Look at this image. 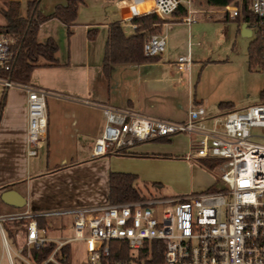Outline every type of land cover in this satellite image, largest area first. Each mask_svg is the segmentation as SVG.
Instances as JSON below:
<instances>
[{"label": "built area", "instance_id": "obj_1", "mask_svg": "<svg viewBox=\"0 0 264 264\" xmlns=\"http://www.w3.org/2000/svg\"><path fill=\"white\" fill-rule=\"evenodd\" d=\"M180 5L186 9L180 17L186 25L197 22L201 14H220L223 19L238 15L233 5L202 11L193 7V0H120L118 9H126L127 14L119 18L118 24L135 31L138 25L134 20L150 14L165 22ZM250 10L258 18L256 27L264 37V0H251ZM13 42V37L0 33V69H8ZM165 51L166 35L145 36V56L158 57ZM191 64L188 48L186 54L177 57L176 70L184 73ZM0 84L26 93V152L28 157H35L46 141L47 93L2 77ZM95 106L102 111L104 125L93 142V157L121 148L127 151L143 142L186 136L190 139L186 160L221 161L220 185L214 191L161 198L143 195L136 200L61 211L57 214L70 216L67 236L62 238L50 237L31 212L0 215V264L4 259L7 264H15L12 252L18 264H35L30 259L31 251L47 243L55 247L38 264H71L62 248L74 241L84 244L83 264H128L133 260L156 264L139 258L146 241L163 242L162 260L157 264H264V142L253 140L264 139V132H254L264 131V100L219 116L208 114L204 103H192L186 118L180 121L146 116L131 108ZM15 221H24L25 225L20 246L13 251L2 224ZM112 241L127 243L128 261L111 258Z\"/></svg>", "mask_w": 264, "mask_h": 264}, {"label": "crops", "instance_id": "obj_2", "mask_svg": "<svg viewBox=\"0 0 264 264\" xmlns=\"http://www.w3.org/2000/svg\"><path fill=\"white\" fill-rule=\"evenodd\" d=\"M18 1L20 2V0ZM65 1L40 0L39 11L43 15L50 14L56 6L64 5ZM118 1L120 0H84V3L78 8L75 22L69 28L57 19H50L39 27L38 42L43 43L47 39H53L57 44L56 64L49 65L45 60L40 59L39 66L32 70L30 79L33 72L39 67L46 69L47 73H53V75L62 70L60 71V79H64L74 88L67 91L49 90L50 94L46 96V141L45 146L39 150L43 151V157L37 162H32L31 157H28L26 152V93L20 88L7 89L5 106L0 119V196L4 191L14 190L25 198L26 204L19 208L20 210H15L16 207L10 205L6 208L0 205V211H2L0 215L28 211L37 217H42L45 221L47 217L51 216H67L69 223V215H58L57 213L109 203L108 176L110 172L133 174L136 176L138 186L148 182L153 183L159 180L154 174V167L158 166L159 159L153 155L167 153L164 148H170L171 152L168 153H174L173 155H186L188 153L190 139L179 135L166 141L155 140L135 145L127 150L129 155H116L113 152L101 157L91 155L93 142L101 134L104 125L102 111L95 106V103L110 104L107 94L101 92L102 77L104 78L106 93L109 88L110 68L107 74L103 71V56L109 27L111 24L117 23L124 33L126 29L130 30V33H125V35L129 36L134 33L131 28L121 27L118 24L119 18L127 14L126 9H118ZM207 7L208 10L216 9L208 5ZM194 8L203 11L200 9L201 7L195 6ZM25 10L26 8L23 12L21 11L20 2L22 15L25 14ZM213 19L218 22H234L235 26L231 28L230 38H228L230 41L232 40L233 49L237 38L247 39L249 45L255 37L256 29L247 22L222 19L218 15L213 18L206 16V14H201L199 20L190 25L183 23L180 17L172 15L163 23L162 33L164 34V30L166 33V29L169 28V37L172 41L171 48L177 45L179 38L185 40V51L187 53L188 48H190L192 58L191 25ZM93 29H95L96 34L91 39L88 32ZM227 30L228 28L224 27L223 34ZM98 36H103V46L100 45V40L97 41ZM218 37L220 43H223V35L222 37L218 35ZM62 46L64 47V55L61 53ZM163 54L158 56L156 61L130 64L135 65L138 71L137 82L156 85L160 90L165 89L166 83L170 88H183V74L185 72H177L176 60L170 61L171 52L169 51H167L165 61L162 63ZM184 54L180 53L177 57ZM74 64L79 67L78 73H69V69ZM93 65L96 66V70L92 69ZM215 65L218 66L217 71L212 74L211 79L207 82V87L204 89L202 85L204 81L203 69ZM245 65L236 68L233 59L229 56H226L225 59L207 58L194 62L192 58V64L187 73L190 96L186 115L192 103H204L206 105L208 100L212 99L217 105L219 114L227 111L219 109L218 104L220 102H231L236 110L237 105L241 102L236 100L229 88L237 85L239 78L237 74H241L242 79L246 76L248 51ZM193 67H196V72L198 71V74H193L194 76L191 72ZM63 69L68 70L64 71ZM164 69L166 72L162 73ZM240 69L241 72L237 73V70L240 71ZM45 83L41 85L47 87L48 81ZM262 90L264 89L258 93L259 98ZM85 101L92 104L85 103ZM124 102V106L110 105L133 109L137 105L134 96L128 97ZM242 106L243 108L246 107ZM140 113L150 117L168 119L155 114H146V112Z\"/></svg>", "mask_w": 264, "mask_h": 264}, {"label": "rangeland", "instance_id": "obj_3", "mask_svg": "<svg viewBox=\"0 0 264 264\" xmlns=\"http://www.w3.org/2000/svg\"><path fill=\"white\" fill-rule=\"evenodd\" d=\"M21 2V11H24L25 0H20ZM201 7L200 9L207 10L209 9L205 3V0H193V7ZM220 17V14L211 13V17L216 16ZM221 19V18H220ZM223 19V18H222ZM213 20H207L206 22H198L197 24H192L190 27L191 35L190 41L192 42V58L193 62L196 60H206L207 58H221L225 59L226 56L232 58L236 68H241L246 64V53L248 47V40L244 38H237L236 45L234 49L232 48V40L230 41V31L231 28L235 26L233 21L229 22H218ZM3 22V19L0 15V24ZM224 27H227L228 30L223 34ZM165 29V28H164ZM104 30V28H101ZM126 34L130 33V30H125ZM170 30H164V35L166 38V52L163 54L162 63L165 61V55L167 51L171 52L170 61H175L178 54H186L185 51V40L181 38L178 39L177 45L174 48H171V38L169 37ZM186 34V33H185ZM196 37H192V36ZM218 35L222 37L223 43H220L218 40ZM186 38V37H185ZM100 40V45L103 46V36H98ZM229 40V41H228ZM176 41H174L175 43ZM176 44V43H175ZM63 46L61 48V53L64 55ZM233 49V50H232ZM92 66L93 70H96V66ZM218 66H208L203 69L202 75H204V81L202 83L204 89L207 87V82L211 79L212 74L217 71ZM245 67H247L245 65ZM196 67H193L191 72L193 74H198V71H195ZM67 71L68 69H63ZM69 73H78L79 67L73 65L69 69ZM53 71V70H51ZM56 71V70H55ZM60 71L58 74L53 75V73H47V70L39 67L33 72L31 79L29 81L30 85H35L42 88L47 94H50L49 90H71L74 87L67 83L64 79H60ZM137 69L135 65L130 64H117L111 65L110 67V76H109V88L106 93V86H104V78L102 77L101 92L107 94L109 98V103L115 106H121L125 104L124 100L128 97H135L137 105L132 110L136 112H146V114H155L157 116H162L171 120H182L186 116V109L189 101V90H188V76L186 71L183 74L184 82L183 88H170L166 83L164 90L156 85L141 84L137 82ZM166 72L165 69L162 70V73ZM237 70V73H240ZM62 73V72H61ZM140 73V72H139ZM63 74V73H62ZM127 74V75H126ZM238 75L237 85L230 86L229 91L233 94L238 100L239 105L237 109H243V106L253 105L260 102L258 93L261 89H264V71H249L247 69L246 76L242 79L241 74ZM45 81H48L47 87L41 85L46 84ZM50 81V82H49ZM16 89V88H14ZM3 90V86L0 84V94ZM199 98V95H198ZM47 99V97H46ZM45 99V100H46ZM212 100H208L206 106V111L212 116H219V111L217 105ZM107 104V103H106ZM108 104L109 106H112ZM47 106V105H46ZM114 107V106H113ZM115 108H130V107H115ZM245 108V107H244ZM257 133H263V130H254ZM193 139H191L192 141ZM254 141L264 142L262 138H253ZM146 143V142H143ZM142 144V143H139ZM137 144V145H139ZM182 146V145H181ZM163 150V149H162ZM167 153L162 155H153L156 159H159V164L157 167H154V174L159 180L156 182H148L145 184H140L139 188L144 196L147 197H175L184 194H189L193 192H200L204 190L214 191L216 187L220 185L219 176H218V164L221 161H216V166L212 169H208L204 164L206 159H194L189 160L185 159V155H173L170 148H164ZM178 154V153H177ZM43 157V151H39L37 156L31 157L32 162H37ZM153 169V168H152ZM2 203V204H1ZM0 205L7 207L8 205L4 204L0 199ZM9 207V206H8ZM15 210H20L15 208ZM2 212V211H0ZM67 226H68V217L59 216V217H47L45 229L48 232V235L52 238H62L67 236ZM23 229H20L17 232L19 235H13L8 238V241L11 245V249L16 251L20 246L21 237L23 234ZM16 233V232H15ZM12 258L15 264H18L15 258L14 253L12 252ZM86 260V254L84 250V244L82 241H74L70 243V262L71 264H83ZM143 261L136 262L135 260L130 261L128 264H142ZM2 264H7L4 259Z\"/></svg>", "mask_w": 264, "mask_h": 264}, {"label": "trees", "instance_id": "obj_4", "mask_svg": "<svg viewBox=\"0 0 264 264\" xmlns=\"http://www.w3.org/2000/svg\"><path fill=\"white\" fill-rule=\"evenodd\" d=\"M251 0H206L211 8H221L233 5L238 9L236 20L249 23L252 27L258 25V18L250 10ZM40 0H25V14L20 11L18 0H0V15L3 24H0V33L7 34L14 38L10 46L13 53L8 69H0V77L9 79L19 84H29L32 70L39 66V60H45L49 65L56 64L55 53L57 44L53 39H47L41 43L37 41L39 27L50 19H57L69 28L76 18L78 8L84 0H66L64 5H58L47 15L39 11ZM186 9L180 5L172 15L182 17ZM228 19V18H226ZM138 25L132 35H125L117 23L111 24L106 40L103 71L107 74L113 64H141L149 61H156L158 57H147L143 54V41L148 34L162 33L163 21L156 15L150 14L135 19ZM258 27V26H257ZM256 27L255 37L248 45V69L264 70V37ZM68 33L70 31L68 30ZM96 34L95 29L88 32L89 38ZM6 87L0 96V119L6 100ZM260 100H264V90L260 92ZM219 109L234 110L231 102H220ZM166 141L167 139H158ZM157 140V141H158ZM113 154L129 155L124 148L115 150ZM204 164L208 169L216 166V161L205 160ZM108 202L111 204L142 198L143 194L136 183V176L129 173L110 172L108 176ZM40 228H45L46 221L42 217H36ZM24 221L4 222L3 229L7 237L15 235V232L24 229ZM162 241H146L139 250V258L148 263H160L162 260ZM53 243H47L39 250H32L30 259L32 263L38 264L45 260L54 249ZM111 258L117 261H128L130 259L126 242L112 241L110 243ZM62 253L68 255L70 260V246L65 245Z\"/></svg>", "mask_w": 264, "mask_h": 264}, {"label": "water", "instance_id": "obj_5", "mask_svg": "<svg viewBox=\"0 0 264 264\" xmlns=\"http://www.w3.org/2000/svg\"><path fill=\"white\" fill-rule=\"evenodd\" d=\"M0 199L3 203L16 208H22L26 204L25 198H23L19 193L14 190L4 191L1 194Z\"/></svg>", "mask_w": 264, "mask_h": 264}]
</instances>
